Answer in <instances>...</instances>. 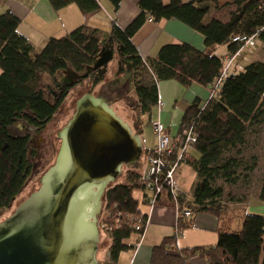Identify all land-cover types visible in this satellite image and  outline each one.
Listing matches in <instances>:
<instances>
[{"label": "trees", "instance_id": "trees-1", "mask_svg": "<svg viewBox=\"0 0 264 264\" xmlns=\"http://www.w3.org/2000/svg\"><path fill=\"white\" fill-rule=\"evenodd\" d=\"M115 9L122 0H110ZM139 0L141 12L125 28L114 20L107 45L102 43L97 30L80 26L67 35L51 37L42 50L37 51L27 36L19 31L21 19L8 10L0 13V210L11 206L31 175V136L14 132L13 126L24 122L44 127L63 103L68 89H62L52 102L42 87V74L54 76L71 67L78 73L95 64L105 49L117 45L129 64L141 109L151 113L160 103L158 83L176 80L188 86L198 82L213 85L223 76L226 58L217 54L227 46L229 55H237L245 45L234 42L237 35H254L264 42V0ZM61 9L71 3L87 12L99 8L98 0H50ZM224 6L231 7L229 19L210 18ZM152 19H176L205 36V49L187 42L163 45L155 57L144 58L134 36ZM105 41V42H106ZM248 46V45H246ZM264 122V62L255 61L243 71L222 80L216 93L204 103L196 100L183 117L180 133L192 130L197 137L186 151L184 163L190 164L201 178L193 198L181 201V211H190L179 222V232L194 225V214L210 212L222 219L219 239L213 245L180 247L176 236L167 237L154 246L148 264H191L195 256L204 257L208 264H264V213L248 212L238 231H230L227 220L226 187H247L257 169L258 157L247 156L256 127ZM176 136V137H177ZM152 149H148L149 151ZM252 158V159H251ZM142 171L130 172L123 183L111 184L105 193L107 217L102 221L110 236V258L121 264L120 258L132 246L128 240L137 234L138 242L149 224V215L141 204L148 203L153 194L142 180ZM222 180L223 184H218ZM242 180V182H241ZM241 183V184H240ZM142 190V199L135 196ZM158 197V204L177 202L168 185ZM260 199L264 201V180ZM140 227V228H139Z\"/></svg>", "mask_w": 264, "mask_h": 264}, {"label": "water", "instance_id": "water-1", "mask_svg": "<svg viewBox=\"0 0 264 264\" xmlns=\"http://www.w3.org/2000/svg\"><path fill=\"white\" fill-rule=\"evenodd\" d=\"M58 134L62 146L41 186L0 222V264H99L106 190L124 165L141 161L143 140L93 93Z\"/></svg>", "mask_w": 264, "mask_h": 264}, {"label": "crops", "instance_id": "crops-1", "mask_svg": "<svg viewBox=\"0 0 264 264\" xmlns=\"http://www.w3.org/2000/svg\"><path fill=\"white\" fill-rule=\"evenodd\" d=\"M164 1L169 2V0ZM98 2L97 10L87 12L76 3L56 9L50 0H0V13L10 10L16 14L21 19L19 31L27 36L39 51L51 37L67 35L80 26L97 30L102 43H104L110 37L114 20H117V23L125 28L141 12L139 0H122L117 10L110 0H98ZM226 3V0H221L222 5ZM231 10V7L224 6L221 10L214 11L210 18L227 21ZM134 42L144 58L155 57L160 48L168 43L187 42L198 49H205L204 34L176 19H162L159 22L148 20L134 36ZM114 51L118 52L121 61H123L125 57L117 45L114 46ZM228 55L229 51L226 46L223 56L226 58ZM126 67L130 68L128 63ZM128 72L125 73L128 74ZM158 87L160 102L163 103V106L161 109L156 106L152 117L160 120L172 137H176L180 133V126L187 108L196 100H199L200 103L206 102L212 90V85L205 86L194 82L185 86L176 80L160 81ZM250 140H252L250 151L257 150L256 148L259 151L263 149L259 136L254 135ZM258 165L259 161L257 167ZM179 187L183 193L184 201L189 202L194 195L188 194L182 186L179 185ZM140 198L142 199V195ZM234 199L224 201L228 205V209L249 204L245 193L238 194V197ZM143 206L144 212L149 215L146 232L139 242L135 236L129 239V244L132 247L122 253L120 263L123 261V264H148L154 246L162 243L167 237L176 236L180 247L213 245L218 242V230L222 225V219L213 213H195L194 225L179 232L178 212L175 207L167 204H158L152 207L148 203H144ZM251 212L264 213V201L261 200L258 205L252 206ZM225 220L226 217H224ZM242 223L241 219L238 223L239 229ZM191 264H208V262L202 256H195L191 259Z\"/></svg>", "mask_w": 264, "mask_h": 264}, {"label": "rangeland", "instance_id": "rangeland-1", "mask_svg": "<svg viewBox=\"0 0 264 264\" xmlns=\"http://www.w3.org/2000/svg\"><path fill=\"white\" fill-rule=\"evenodd\" d=\"M108 41L104 42L107 45ZM42 50V49H41ZM110 49H105L101 53L99 60L88 66L86 71L81 73L76 72L71 67L58 71L54 76L47 73L42 74L43 90L52 102L57 100L62 89H68V93L61 106L59 107L53 118L42 128H37L33 125L18 122L13 126V130L19 134H29L32 137L31 141V159L34 163L33 171L29 176L24 189L13 200L11 206L0 210V222L10 217L16 208L26 200L34 191L41 186V180L46 171L54 165L60 148L62 146V138L58 132L73 117L77 101L86 93H93L97 96L107 97L111 107L116 113L127 122L134 133H139L144 143V153L141 161L137 166L124 165L122 173L114 183L126 182L130 172L136 170L144 172L147 166V154L153 149L158 138L153 128V123L157 119L152 117L154 109L151 113H144L141 109L138 95L133 83L131 75L126 74L129 67H126V57L121 61L118 52L111 53ZM40 51V50H39ZM226 52V46L222 45L218 48L217 54L223 56ZM109 59H112L111 61ZM264 62V42L259 41L256 45L245 46L234 57V61L229 68V73L237 74L245 69L252 62ZM226 62V61H225ZM1 71V68H0ZM126 72V73H125ZM256 135L260 137L263 149L247 150V156L257 155L259 165L256 171L251 175L249 185L228 186L225 185V198L238 196L240 193H245L248 197V205L230 207L225 214L230 231H238V223L244 216L251 212V207L260 203V191L264 180V122L256 127ZM252 159V158H251ZM177 183L190 195H194L195 190L201 183V178L196 170L188 163H182L177 171ZM153 181V179L151 180ZM242 182V180H241ZM112 183V184H114ZM218 184H223L220 180ZM241 184V183H240ZM164 190L161 189L160 194ZM135 196L141 197L142 190H136ZM144 204H141L144 209ZM158 205V204H157ZM105 211V203L102 214L100 216V242L98 250L99 264H113L110 258V236L105 227H102L103 220L107 217ZM133 236L138 237L137 234ZM129 243V240H128ZM125 250L124 252H126ZM123 252V253H124ZM129 262V260H128ZM123 264V261L122 263Z\"/></svg>", "mask_w": 264, "mask_h": 264}, {"label": "built area", "instance_id": "built-area-1", "mask_svg": "<svg viewBox=\"0 0 264 264\" xmlns=\"http://www.w3.org/2000/svg\"><path fill=\"white\" fill-rule=\"evenodd\" d=\"M150 21H152V19H150ZM233 41L243 43L245 46H253L257 44L258 37L256 34L237 35L233 38ZM235 56L228 55L226 57V67L223 76L212 85L210 97L220 89L222 80L227 76V70H229ZM157 106L161 109L163 103L160 102ZM153 128L157 135L158 143L146 156L147 166L146 170L143 172L142 180L145 181L148 190L153 192V194L148 197L149 204L152 207L159 203L158 197L160 196L161 189H163L165 185L170 187L173 197L177 202L176 209L178 212L179 229L181 217H189L191 216V212L188 210L181 211L179 208L184 197L177 183L176 173L179 166L184 163L183 161L186 157V151L191 148L197 137L192 134V130L185 131L182 137H172L165 125L158 119L153 123ZM152 179L153 181H151Z\"/></svg>", "mask_w": 264, "mask_h": 264}, {"label": "flooded vegetation", "instance_id": "flooded-vegetation-1", "mask_svg": "<svg viewBox=\"0 0 264 264\" xmlns=\"http://www.w3.org/2000/svg\"><path fill=\"white\" fill-rule=\"evenodd\" d=\"M37 128H40V127H37ZM31 141H32V137H31Z\"/></svg>", "mask_w": 264, "mask_h": 264}]
</instances>
